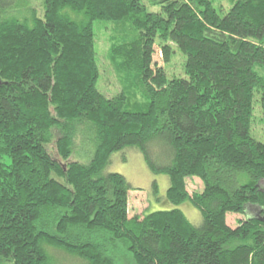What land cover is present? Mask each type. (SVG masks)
I'll use <instances>...</instances> for the list:
<instances>
[{"label":"trees","instance_id":"obj_1","mask_svg":"<svg viewBox=\"0 0 264 264\" xmlns=\"http://www.w3.org/2000/svg\"><path fill=\"white\" fill-rule=\"evenodd\" d=\"M27 1L0 0V264H57L51 247L81 264H264V141L251 134L256 91L264 121V0L224 14L213 0H147L159 12L44 0L43 16ZM95 20L115 22L126 84L112 97L97 87ZM174 46L186 76L163 77ZM85 140L91 158L71 159ZM126 148L169 176L168 200H190L199 225L179 207L130 215L131 183L106 171Z\"/></svg>","mask_w":264,"mask_h":264},{"label":"rangeland","instance_id":"obj_2","mask_svg":"<svg viewBox=\"0 0 264 264\" xmlns=\"http://www.w3.org/2000/svg\"><path fill=\"white\" fill-rule=\"evenodd\" d=\"M214 6L224 14L230 8L231 0H213ZM26 2V0H24ZM27 6H32L36 9L38 15H44V0H28ZM148 4L147 0H144ZM150 11L159 12L161 7L159 5L151 6L148 4ZM224 8V10H222ZM16 14L25 15L28 10L26 6L15 11ZM95 49L97 54V61L100 68V77L97 87L104 94L112 97L119 92H122L126 81L118 75L115 66L110 57V48L113 44V34L115 30V22L112 20H95ZM175 47V52L172 61L166 65L165 70L161 73L163 77L186 76L184 71V61L186 56L179 48ZM164 66V65H163ZM261 73L264 75V68ZM262 94L256 91L255 110L253 115V122L251 134L259 141H264V121L262 109ZM84 148L82 152L75 151L71 155V159L88 161L91 158L94 145L89 140L83 143ZM52 149V145L49 146ZM89 151V153L87 152ZM163 161L164 158H160ZM9 161V158L5 159ZM106 171H114L122 173L126 176L132 185L129 196V210L130 215L136 213L143 214L155 210L171 209L179 207L183 210L189 220L195 225L202 222L201 211L192 204L186 201L179 206L173 205L167 198V191L170 185L169 176L165 173H154L147 166L144 155L137 149L126 148L119 152H115L111 156V161L106 167ZM264 186V181L261 182ZM187 188L192 194L196 191H202L204 185L202 180L198 177L187 178ZM253 211L248 210L246 213H228L227 222L229 225L236 227L240 220L246 219ZM53 250V251H52ZM51 255L57 264H81L84 260L80 257L72 256L65 253L63 250L52 249ZM50 251V252H51Z\"/></svg>","mask_w":264,"mask_h":264}]
</instances>
